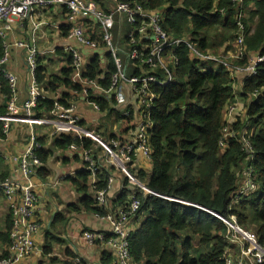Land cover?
<instances>
[{"label":"trees","instance_id":"16d2710c","mask_svg":"<svg viewBox=\"0 0 264 264\" xmlns=\"http://www.w3.org/2000/svg\"><path fill=\"white\" fill-rule=\"evenodd\" d=\"M243 1L240 7L234 0H139L150 11L168 6L162 22L163 29L174 37H190L192 43L204 53L219 52L221 48L227 53L233 52V45L243 32L244 54L236 65H246L250 56H264V0ZM97 37L102 38L101 31ZM125 41L124 47L130 50L134 44L131 40ZM3 50L0 37V57ZM65 51L70 55V51ZM118 53L121 56L120 51ZM174 56L178 64L168 63L174 73L173 81L165 86L150 84V90L156 95L151 109L154 126L148 141L150 155L133 157L134 162L140 158L151 162V176L145 177L141 170L137 176L147 182L153 193L136 192L141 205L135 217L137 225L129 235L130 255L133 264H226L227 225L214 212L227 219L235 217L237 223L248 230L253 227L260 244L264 246V61L255 75L238 82L224 66L205 67L199 60L193 59L185 44L176 49ZM121 61L123 69H126V62L122 58ZM117 69L112 57L108 74L104 80L100 79L105 88L111 85ZM101 71L99 61L93 60L86 76L95 79ZM70 75L69 66L64 68L63 78H57L52 85L60 81L74 89H81L71 82ZM157 75L165 78L167 74L164 69H159ZM36 77L39 83H44L42 68L37 69ZM0 82L9 99L8 83L1 72ZM237 96L244 99L245 116L239 117L234 125L237 136L231 137L227 146L222 147L219 140L225 124L224 111L236 101ZM69 98L66 96L57 101L66 106L75 103ZM94 101L101 111L116 112L112 108L114 104L105 97H98ZM54 106L53 101L40 98L36 110L39 109V113L51 112ZM6 112L4 106L0 107V114ZM245 124H248L247 134L255 150L252 166L260 188L258 192L234 201L237 175L247 158L244 144L238 137V129ZM0 136L4 137L3 120L0 121ZM117 140L134 142L133 137ZM55 144L67 149L72 144L89 147L93 142L61 134ZM40 149L37 154L46 164L49 154ZM132 166L130 171L133 173ZM90 171H78L70 179L82 194L81 208L96 212L98 208L94 206V200L89 196L83 197L88 190ZM38 175L42 179L47 178L49 171L45 165L38 169ZM105 176L106 173L100 174L102 190L108 187ZM124 181L125 187L131 188L130 184L133 183L126 177ZM131 194L132 191L125 189L118 192L114 199L117 208L130 205ZM202 207L213 212L205 211ZM70 208L81 209L75 206ZM67 222L62 215H57L54 225L66 226ZM1 239L9 247V234L2 235ZM96 244L106 245V242L98 241ZM44 254H52L49 240ZM67 254L77 257L71 251ZM95 255L93 252L90 257ZM56 259L51 258V261L55 262ZM65 264L88 263L84 259L80 263L70 261ZM100 264H117L107 248L102 250Z\"/></svg>","mask_w":264,"mask_h":264},{"label":"built area","instance_id":"2783aa9c","mask_svg":"<svg viewBox=\"0 0 264 264\" xmlns=\"http://www.w3.org/2000/svg\"><path fill=\"white\" fill-rule=\"evenodd\" d=\"M115 8L105 10L91 0H0V36L6 38L10 32L17 27H24L26 21L31 17L37 5H67L71 11L74 25L69 32V39L87 46L91 49H97L100 46L106 47L107 50L118 51L119 47L115 41L114 28L118 18H124L130 25L131 33H127V40H131L134 46L128 50L127 54L132 65L135 67L137 74L128 75L121 65V59L116 58L118 69L113 74L111 85L107 89L108 93H113L117 101L122 100L119 87L122 83L128 84L134 93L140 112H137V122L135 123L134 142L127 143L114 139H106L103 136L88 131L79 125L80 119L76 114V104L69 106L55 101L54 109L49 117H37L35 107L38 105L42 92L36 77L37 55L38 52L29 44L18 41L15 47L27 50V63L30 72V82L27 84L28 98L20 102L19 97V76L16 72L7 68L10 61L9 45L5 42L4 53L0 57V71L4 74L9 87V102L7 112L3 116V131L8 133L13 121L20 120L23 113V121L29 125L46 124L52 126L57 133H70L76 139L90 138L99 143L108 155L109 162L113 164L117 171L135 182V176L130 171L133 165V157L138 155L149 156L150 146L149 138L152 134L154 123L151 119V109L154 105L156 95L150 90V84L159 86L167 85L168 81H173L174 76L168 63L178 64V59L174 56L176 49L186 44L191 57L200 62H210L213 66H224L233 75L240 77L242 80L255 75L259 65L264 61V56H250L246 65H236L239 57L243 56V32L238 37L237 50L234 48L235 61L220 59L210 52L204 53L196 47L190 37H174L163 29L165 13L156 9L150 11L145 9L139 0H113ZM236 4L243 0H234ZM85 18L95 19L103 32L100 40H94L95 31L86 29L88 20ZM82 19L84 21L77 20ZM88 21V22H87ZM87 22V23H86ZM92 20H90V25ZM93 29V28H92ZM71 61L70 80L74 84L83 86H93L99 90H104L98 81V78H88L87 69L83 63L81 53L76 49L69 47ZM166 71L165 78L157 75V70ZM257 95V91L254 93ZM92 103L93 101L90 100ZM99 109V106H96ZM123 113V112H122ZM132 109L126 108L124 116L129 117ZM244 99L236 97V101L229 104L224 111V127L221 130L219 146L230 141L231 137L237 136L234 131V125L238 122L239 117H244ZM248 124H245L239 130L238 137L244 144V151L247 154L242 171L239 170L237 175V186L233 193L234 201L254 194L259 191V184L256 182V176L252 162L255 159V150L247 134ZM75 131V132H73ZM41 145L35 136H32L26 146V151L20 158V168L24 177L28 180L23 182L19 179H8L0 183V191L6 196L11 203V212L13 226L10 232V245L8 253L0 260V264H19L25 257L30 256L35 248L34 236L41 230V225L36 214L38 211L39 196L36 193L34 184L30 180L33 174H36L42 165L37 151ZM76 149L75 144L70 146ZM90 165L88 168L94 171L98 166L93 157H88ZM113 184H108L107 189L99 192L98 200L104 203L108 192L112 189ZM153 193L148 189V194ZM20 199H17V197ZM141 201L137 196L131 199L130 205L119 207L114 213L108 214L107 218L112 223V228L108 232L84 231L82 236L87 244H96L98 241L106 242L107 249L114 255L117 264H133L130 255V231L127 224L130 218L135 217L140 209ZM205 211H209L202 207ZM213 212V211H209ZM218 215L227 225L225 239L228 248L225 254L226 264H264V246L259 242L258 236L245 227L237 223L236 218L227 219L221 214ZM84 260L82 256L77 255L74 259L76 263Z\"/></svg>","mask_w":264,"mask_h":264},{"label":"crops","instance_id":"0c3cea01","mask_svg":"<svg viewBox=\"0 0 264 264\" xmlns=\"http://www.w3.org/2000/svg\"><path fill=\"white\" fill-rule=\"evenodd\" d=\"M91 1L105 10H113L115 8L113 0ZM249 8H251V5ZM158 9L166 13L168 6ZM85 19L89 21L87 29L90 34V18ZM79 21L84 20H77V22ZM73 25L74 22L69 19L67 8L55 3L50 5H37L23 28L20 26L15 28L6 38L0 36L2 38V50L5 42L9 45L10 61L7 64V68L18 72L20 75L19 100L22 102L28 98L27 84H29L31 77L26 60L27 50L15 47V43L23 41L35 48L38 52L37 69L42 68L43 74L45 75L44 83L38 82L42 92L41 99L55 102L69 96V100L75 102L77 106L76 114L79 116L80 122L88 130H92L109 140L129 138V130L131 127H135L134 125L138 119L137 112L141 110L133 90L128 84L122 83L118 89L122 95L121 101H117L113 93L107 92V88L100 83V79L104 80L108 74L112 57L103 45L97 49H91L75 40H70L68 35ZM92 30L95 31L93 37H96L100 33V29L95 23ZM129 30L130 25L126 19L118 18L114 28L115 41L118 44V51L121 53V58L126 62V74L133 75L138 72L129 60L127 54L128 49L124 47ZM69 47L78 49L87 70L93 60L99 61L102 71L98 74V81L104 90L89 88V93L84 94L76 91L71 85L67 86L60 83V81H58L57 85H52L57 78H63L64 68L70 66L72 57L65 53V50ZM221 50L224 54H227L224 48H221L219 51ZM2 75L5 78L3 73ZM236 79L238 82L242 81L240 77ZM98 97H105L106 100L111 101L114 104L112 108L116 112H112L111 110L110 112L101 111L100 108H94L90 100L94 101ZM8 102L9 99L0 82V107L4 106L5 110H7ZM126 108L132 109L133 113L131 118L124 116L122 113ZM38 110L35 111L37 117L44 118L51 115V112L39 113ZM102 113H107L114 122L122 123V126L113 129L108 128L104 131L98 126L103 118ZM4 114H0L1 122ZM23 117L24 114L22 113L20 120L11 123L8 133L6 134L3 131L4 137L0 136V183L8 179H19L23 182L28 181L21 171L20 158L25 153L26 146L32 136H35L38 141L43 143L40 150L49 154L47 163H42L39 167L41 168L45 165V168L49 171V175L46 179H42L38 175L37 170L36 174L30 177L36 193L39 196L36 218L39 220L41 230L34 236V251L19 264H65L70 263V261L74 263L75 256L70 257L67 254L68 251H71L72 255L82 256L88 264H100L102 250L106 249L107 246L99 245L97 251H94L96 255L90 257V244L85 242L82 236L83 230L86 228L94 232H108L112 228V223L107 218V215L117 210L114 199L118 192H122L124 189L132 191L131 199L137 196L136 192L144 191L148 193L149 188L146 185L147 182L140 179L137 173L141 170L145 177L149 178L153 171L151 162L145 158L136 160L131 168L135 176V182L130 184L131 188L125 187V177L109 162L106 151L99 143L93 139L84 138L79 140H85L89 143L92 140V146L85 147L83 144H75L76 149H72L71 147L61 149L56 146L55 142L58 141L61 134L71 135L70 133H57L52 126L46 124L36 123L29 125L22 120ZM90 156L93 157L97 166L100 167V170L97 172L98 175L96 177H94L93 171H90L91 174L87 183L88 190L83 197L89 196L94 200V206L98 208L96 212H88L84 208H81L82 202L80 198L82 194L70 179L71 177H75L78 171L90 170L88 168L90 160L87 159ZM102 173H106L105 177L111 174L114 178L113 191L107 194L104 203L98 200L99 192L104 189L103 185L100 186L102 181L100 174ZM104 181L105 178L103 184ZM17 199H20V197L18 196ZM70 206L80 207L81 209H71ZM57 215H62L68 220L66 226H61V224L54 225ZM135 217L130 218L127 224L130 232L137 225ZM12 226L11 203L3 192L0 191V260L8 253L7 244L2 241L1 236L9 234L10 237ZM48 240L52 246V254L50 255L44 254ZM51 258L57 259L55 262H52Z\"/></svg>","mask_w":264,"mask_h":264},{"label":"rangeland","instance_id":"374dc122","mask_svg":"<svg viewBox=\"0 0 264 264\" xmlns=\"http://www.w3.org/2000/svg\"><path fill=\"white\" fill-rule=\"evenodd\" d=\"M234 46V48L237 50V48H238V45L237 44H234L233 45ZM213 55H215V56H217V57H219L220 59H226V60H228V61H235V60H233V58L235 57V55H234V53L233 52H229V53H227V54H224L223 52H222V50L221 51H219V52H216V51H213V52H211ZM119 56H120V54H119ZM121 57V56H120ZM236 62V61H235ZM202 63V65H204L205 67H212L213 66V64L212 63H210V62H201ZM225 69H226V67H225ZM12 71H14V70H12ZM14 72H16V71H14ZM17 74H18V76H19V80H20V75H19V73L18 72H16ZM25 85H26V82H25ZM246 105H244V107H245ZM103 114V118L101 119V123L100 124H98V126L101 128V129H103L104 131L106 130V129H108V128H110V129H113V128H115V127H121L122 126V123H120V122H114V120L111 118V116L110 115H108L107 113H102ZM134 131H135V127H131L130 128V130H129V136L130 137H133L134 138ZM133 174V173H132ZM134 175V174H133ZM249 229H251V230H253L252 232H256V230L252 227V228H249ZM250 230V231H251ZM84 232V231H83ZM99 248V245H97V244H90V252H89V255H91L94 251H97V249Z\"/></svg>","mask_w":264,"mask_h":264},{"label":"bare ground","instance_id":"6f19581e","mask_svg":"<svg viewBox=\"0 0 264 264\" xmlns=\"http://www.w3.org/2000/svg\"><path fill=\"white\" fill-rule=\"evenodd\" d=\"M244 2V1H243ZM243 2H241V3H239L238 5L240 6V4H242ZM60 6H62V7H65V8H67V11H68V13H69V19L70 20H72L73 21V19H72V14H71V11L68 9V7H67V5H60ZM241 7V6H240ZM85 20H87V19H85ZM90 20H92L94 23H95V25H97L98 26V28L100 29V25H99V23L95 20V19H90ZM88 27V26H87ZM87 27H86V29H87ZM90 28H94V26H92V27H90ZM101 31V30H100ZM132 32V31H131ZM130 32V33H131ZM101 33L103 34V32L101 31ZM97 37V36H96ZM93 37L94 38V40H100V38L99 37ZM186 45V44H185ZM187 46V45H186ZM67 51H70V49H66ZM78 50V49H77ZM108 53H110L111 55H112V57H113V59H114V61H115V64L117 65V68H118V62L116 61V59H115V57L116 58H119V59H121L120 58V56L118 55L119 53H118V51H115V50H108ZM121 63V65H122V61L120 62ZM225 68V67H224ZM172 74L174 75V73L172 72ZM171 82V81H170ZM169 81L167 82L168 84L170 83ZM74 85H78V86H80L81 87V89H79V90H77L76 89V91H79V92H82V93H84V94H88L89 93V88L90 89H92V88H94L93 86H83L82 84H75L74 83ZM92 105L94 106V108H96V106H99V104H97L95 101H93L92 102ZM38 106V105H37ZM37 106L35 107V109L37 108ZM76 108H77V106H76ZM126 110V109H125ZM125 110L123 111V113L125 112ZM126 119V118H125ZM122 120H124V119H122ZM79 125L81 126V127H83V128H85L86 130H88L86 127H85V125L83 124V123H79ZM88 131H90V130H88ZM73 132H75V131H73ZM222 147H225V146H227V143H225V144H223V145H221ZM100 170V167H97L94 171H93V175H94V177H96L98 174H97V172ZM107 180H108V183L107 184H114V178L112 177V175L110 174V176H108L107 177ZM117 209H119V208H117ZM118 211V210H117ZM129 257H131V255H129Z\"/></svg>","mask_w":264,"mask_h":264}]
</instances>
